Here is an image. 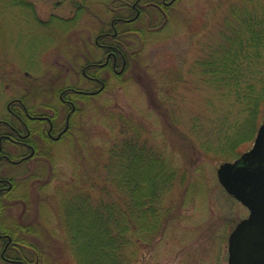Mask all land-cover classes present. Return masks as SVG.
Listing matches in <instances>:
<instances>
[{"label": "rangeland", "instance_id": "obj_1", "mask_svg": "<svg viewBox=\"0 0 264 264\" xmlns=\"http://www.w3.org/2000/svg\"><path fill=\"white\" fill-rule=\"evenodd\" d=\"M77 1L84 9L73 20L70 0H0V124H17L8 105L19 99L38 114L50 115L57 108L60 131L69 111L60 93L101 88L82 77L85 60L105 61L106 51L95 45L99 30L109 31L115 17H129L123 6L135 0ZM250 19L264 21V0H176L165 15L146 9L131 25L140 35L112 41L130 66L120 77L103 70L106 87L77 98L78 111L62 140H46L42 130L47 124L30 123L39 151L24 160L30 150L4 138L9 159L0 160V179L13 188L0 224L17 236L13 245L21 259L35 261L34 250L39 264H78L67 239L64 201L83 192L101 195L111 148L138 143L163 155L174 183L156 204L162 216L158 234L128 233L120 261L228 264L229 235L249 210L222 187L217 169L252 149L264 119V100L254 137L230 152L227 137L247 127L249 106L236 89L206 83L200 65L212 52L218 57L236 38H244V23ZM245 87L243 82L240 88ZM9 131L0 125V136ZM23 241L35 247L25 249ZM3 246L1 240L0 252ZM0 264L5 263L0 259Z\"/></svg>", "mask_w": 264, "mask_h": 264}, {"label": "trees", "instance_id": "obj_2", "mask_svg": "<svg viewBox=\"0 0 264 264\" xmlns=\"http://www.w3.org/2000/svg\"><path fill=\"white\" fill-rule=\"evenodd\" d=\"M244 30L245 37L236 38L233 47L218 57L212 52L200 65L206 83L223 90L236 89L238 98L249 106L247 127L227 137L232 153L238 144L254 137L264 100V21L246 20ZM243 82L244 91L240 88ZM32 144L38 155L39 147ZM162 156L138 143H115L101 174V195L95 198L83 192L66 197L67 239L78 264H123L119 256L128 244V233L134 230L135 235L146 238L158 234L162 216L156 204L174 183ZM12 236L16 242L17 236ZM15 255L21 258L20 253Z\"/></svg>", "mask_w": 264, "mask_h": 264}, {"label": "flooded vegetation", "instance_id": "obj_3", "mask_svg": "<svg viewBox=\"0 0 264 264\" xmlns=\"http://www.w3.org/2000/svg\"><path fill=\"white\" fill-rule=\"evenodd\" d=\"M176 0H135L129 8L126 5L123 6V10H127L130 12L129 17H115L111 22V29L106 31L103 27L99 30V35L96 37L95 45L99 49H103L106 51V59L103 63H91L89 60H86L87 63L84 65L82 70V77L89 81L90 83H97L101 86L98 91H86L80 90L77 88H67L64 89L59 95V101L69 108V111L66 115L65 126L62 130L58 131L57 122L59 118V111L57 108L52 109L53 114H38L33 111L32 108H29L22 100L16 99L11 101L8 105V110L14 119L17 121V124L9 122V121H1L2 124L8 127L10 130L6 135L0 136V160L9 159V156L3 153L2 144L4 138L9 143H20L28 150L30 153L26 157H22V159L27 160L31 155H35V147L32 143H35L31 140L33 136V129L30 127L28 122L33 123L34 121L41 122L43 124H47V129H45L43 125V134L44 138L50 142L52 141H60L66 136L69 132L70 122L72 120V116L78 111L77 107V98H88L96 93H99L102 88L106 87V81L102 79V71L108 70L109 72L115 73L117 76H123L126 72V69L129 65L130 59L126 57L124 50H121L116 43L112 42L117 39L120 35H137L141 34V30H136L131 25L138 21L146 9L154 8L158 10L161 14L165 15V9L169 8ZM64 1L57 2V5L62 4ZM71 3V17L76 19L78 13L84 9V6L77 0H70ZM74 10V12H73ZM64 19V18H61ZM140 32V33H139ZM119 67L121 69L119 70ZM95 71V73H94ZM107 73V75H108ZM12 105H14L12 107ZM16 106V107H15ZM34 126V125H33ZM20 128V129H19ZM25 132V134H24ZM12 162V161H11ZM4 183H7L3 185ZM0 211L3 205H5L9 200V193L13 188V183L9 181H3L0 179ZM0 241L4 242L3 249L0 252V259L5 264H39L40 258L39 254L32 250L31 247L22 246L25 249L32 250L31 253L35 256V261L31 263L26 261L24 257L18 259L15 257V253L18 252L17 248L14 247V238L12 236L11 231H7V227H4L0 224ZM6 228V229H4ZM16 251V252H15ZM19 253V252H18Z\"/></svg>", "mask_w": 264, "mask_h": 264}, {"label": "water", "instance_id": "obj_4", "mask_svg": "<svg viewBox=\"0 0 264 264\" xmlns=\"http://www.w3.org/2000/svg\"><path fill=\"white\" fill-rule=\"evenodd\" d=\"M227 192L250 210L229 237V264H264V120L253 148L217 170Z\"/></svg>", "mask_w": 264, "mask_h": 264}]
</instances>
